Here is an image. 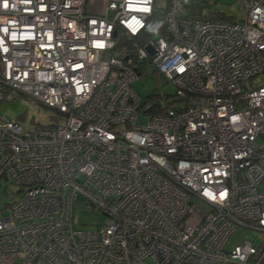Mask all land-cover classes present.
<instances>
[{
	"label": "built area",
	"instance_id": "built-area-1",
	"mask_svg": "<svg viewBox=\"0 0 264 264\" xmlns=\"http://www.w3.org/2000/svg\"><path fill=\"white\" fill-rule=\"evenodd\" d=\"M154 1L0 0V101L59 114L0 115V185L19 192L0 264H264V0H237L243 21L166 0L151 35ZM148 73L175 87L154 109L131 87ZM85 202L98 228L74 227Z\"/></svg>",
	"mask_w": 264,
	"mask_h": 264
},
{
	"label": "rangeland",
	"instance_id": "rangeland-1",
	"mask_svg": "<svg viewBox=\"0 0 264 264\" xmlns=\"http://www.w3.org/2000/svg\"><path fill=\"white\" fill-rule=\"evenodd\" d=\"M189 2L197 4L198 6L201 3V13L212 12L222 14L228 19L243 21L244 12L242 7L237 4V0H185V4ZM156 5L160 8H164L166 0H156ZM187 8V6H184L185 13L188 12ZM131 87L134 89L135 93L146 102L145 106L153 105V109L158 106V104L161 106L165 104L163 95L170 100L175 92V87L170 82H165L162 77L156 73L142 75L131 84ZM150 114L151 111L140 114L137 122L139 124L146 123ZM0 115L6 119L17 121L24 129H28L36 123L44 125L49 124L51 121L57 119L59 114L39 102L24 97L11 98L6 96L0 101ZM17 189L18 186L10 185L2 180L0 185L1 216H5L8 213V208L4 207V205L9 204L14 198L19 196ZM194 202L200 209H207L204 203L197 200ZM105 218V215L96 207H92L86 202L76 203L73 225L81 229H95L101 225ZM250 234L251 230L248 227L242 225L238 226L229 235L225 243V248H230L236 244L242 243Z\"/></svg>",
	"mask_w": 264,
	"mask_h": 264
},
{
	"label": "trees",
	"instance_id": "trees-1",
	"mask_svg": "<svg viewBox=\"0 0 264 264\" xmlns=\"http://www.w3.org/2000/svg\"><path fill=\"white\" fill-rule=\"evenodd\" d=\"M200 4H199V6L197 4H193L190 2L185 4V0H184V6L188 7L187 8V10H188L187 14H189V15L206 17V18H213V19H226L227 18L226 16H224L222 14H217V13H212V12L201 13L202 6H200ZM164 13H165V7L164 8L158 7L156 5V0H155L154 5H153V11L151 13V16L148 19V32H149V34L158 35V34H164L165 33Z\"/></svg>",
	"mask_w": 264,
	"mask_h": 264
},
{
	"label": "water",
	"instance_id": "water-1",
	"mask_svg": "<svg viewBox=\"0 0 264 264\" xmlns=\"http://www.w3.org/2000/svg\"><path fill=\"white\" fill-rule=\"evenodd\" d=\"M77 197H78V198H80V199H82V196H81V195H79V194L77 195Z\"/></svg>",
	"mask_w": 264,
	"mask_h": 264
}]
</instances>
